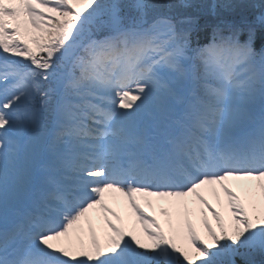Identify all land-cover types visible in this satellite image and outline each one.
Here are the masks:
<instances>
[{
  "label": "snow or ice",
  "instance_id": "obj_1",
  "mask_svg": "<svg viewBox=\"0 0 264 264\" xmlns=\"http://www.w3.org/2000/svg\"><path fill=\"white\" fill-rule=\"evenodd\" d=\"M240 249L264 254V0H0V264Z\"/></svg>",
  "mask_w": 264,
  "mask_h": 264
},
{
  "label": "rangeland",
  "instance_id": "obj_2",
  "mask_svg": "<svg viewBox=\"0 0 264 264\" xmlns=\"http://www.w3.org/2000/svg\"><path fill=\"white\" fill-rule=\"evenodd\" d=\"M119 210L122 212V214L125 215L126 222L130 223V221L128 219V215H127L126 211L123 208L122 202H119ZM155 214L157 216H159V214H160V211L157 208L155 209ZM90 217H92L94 219L96 226L99 228V226H100L99 214L97 212L93 211L90 214ZM196 222H197L198 227L201 228V231H203L202 226L200 225L199 219H197ZM83 227H84L85 232H86L87 231V227H88L87 221L84 222Z\"/></svg>",
  "mask_w": 264,
  "mask_h": 264
},
{
  "label": "trees",
  "instance_id": "obj_3",
  "mask_svg": "<svg viewBox=\"0 0 264 264\" xmlns=\"http://www.w3.org/2000/svg\"><path fill=\"white\" fill-rule=\"evenodd\" d=\"M207 2L208 3H211L212 1L211 0H207ZM257 3H259V0H257ZM194 13L197 14L196 10H194ZM203 16L205 17V20H210L211 21L213 19V17L211 16V14H205ZM201 35L202 34H200L201 43H204V44L208 43L209 42V38H206L204 34H203V37ZM238 263L239 264H241V263L242 264H247V263H244V258H242V257H239L238 258Z\"/></svg>",
  "mask_w": 264,
  "mask_h": 264
},
{
  "label": "bare ground",
  "instance_id": "obj_4",
  "mask_svg": "<svg viewBox=\"0 0 264 264\" xmlns=\"http://www.w3.org/2000/svg\"><path fill=\"white\" fill-rule=\"evenodd\" d=\"M114 206V205H113Z\"/></svg>",
  "mask_w": 264,
  "mask_h": 264
}]
</instances>
